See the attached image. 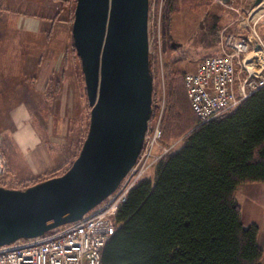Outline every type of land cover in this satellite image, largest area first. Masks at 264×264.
I'll return each mask as SVG.
<instances>
[{"label": "rangeland", "instance_id": "374dc122", "mask_svg": "<svg viewBox=\"0 0 264 264\" xmlns=\"http://www.w3.org/2000/svg\"><path fill=\"white\" fill-rule=\"evenodd\" d=\"M8 1L1 7L3 11L29 14L37 22L34 36L31 32H21L18 36L21 50L3 53L4 57L0 55L1 64L22 65L24 74L0 75V146L6 155L9 173L0 186L26 189L62 175L72 166L88 135L91 107L72 34L77 0H10V4ZM235 2L150 0V70L154 80L150 120L155 122L162 112L161 124L164 122L166 126L162 146L170 147L169 153L182 146L190 131L182 133L187 122L183 118L178 120L176 108H171L172 78L182 80L185 73L196 70L203 58L221 52L225 33L246 32L253 27L259 33L264 13L254 17L255 0ZM261 7L264 9V0ZM228 22H233L235 29H225ZM213 26L220 28L218 33L216 29L213 32ZM20 105L28 108L30 120L42 138L41 149L54 164L34 175L24 166L25 161L29 163V154L22 152L15 140L19 117L14 112ZM154 171L155 168L150 170L148 178L153 177ZM255 185L242 184L236 191V199L246 216L249 199L260 191ZM244 221L251 222L246 217ZM259 241L264 253V228Z\"/></svg>", "mask_w": 264, "mask_h": 264}, {"label": "trees", "instance_id": "16d2710c", "mask_svg": "<svg viewBox=\"0 0 264 264\" xmlns=\"http://www.w3.org/2000/svg\"><path fill=\"white\" fill-rule=\"evenodd\" d=\"M169 90L187 122L182 133L190 131L131 190L101 264H263L260 228L245 224L236 191L264 182V86L207 122L193 111L184 77Z\"/></svg>", "mask_w": 264, "mask_h": 264}, {"label": "water", "instance_id": "95a60500", "mask_svg": "<svg viewBox=\"0 0 264 264\" xmlns=\"http://www.w3.org/2000/svg\"><path fill=\"white\" fill-rule=\"evenodd\" d=\"M149 10L150 0H77L72 34L91 107L88 135L64 174L26 189L0 186V246L81 219L135 165L153 113Z\"/></svg>", "mask_w": 264, "mask_h": 264}, {"label": "built area", "instance_id": "2783aa9c", "mask_svg": "<svg viewBox=\"0 0 264 264\" xmlns=\"http://www.w3.org/2000/svg\"><path fill=\"white\" fill-rule=\"evenodd\" d=\"M184 83L201 122L235 109L264 86V39L254 27L238 34L225 33L222 51L203 58L196 70L185 74ZM161 119L162 112L155 122L149 121L135 165L109 196L77 221L0 246V264H101L104 248L117 230V215L131 190L169 154L170 147L162 146ZM7 167L0 146V183L9 174Z\"/></svg>", "mask_w": 264, "mask_h": 264}, {"label": "crops", "instance_id": "0c3cea01", "mask_svg": "<svg viewBox=\"0 0 264 264\" xmlns=\"http://www.w3.org/2000/svg\"><path fill=\"white\" fill-rule=\"evenodd\" d=\"M232 1L235 2V0ZM8 3L10 4V0ZM235 3L243 4V0H236ZM4 4H7L6 0H0V55L3 57V53L21 50V44L18 38L21 32H27L28 34L31 32L33 36L37 32V22L35 16L5 12L1 8ZM263 13L264 12L261 14ZM226 24L225 29H235L233 22H228ZM258 30L264 39V19L260 22ZM22 70V65L14 67L11 64L4 65L0 63V75L20 76L24 75L22 74ZM0 93H2V90H0ZM14 115L19 117V120H17V129L15 134L16 143L22 152H27V155L29 154V163L27 161L24 163L25 170H28L29 174L34 175L37 172H42L53 167V162L45 156L41 149L42 138L38 132V128L33 126L34 124L30 120L31 114L28 111V108L20 105L14 112ZM255 183L257 185V189H260V191L255 192V197L249 199L247 216L244 211L242 214L243 220L246 217L251 222L259 223L260 232H262L264 228V182ZM251 222H249V224Z\"/></svg>", "mask_w": 264, "mask_h": 264}, {"label": "bare ground", "instance_id": "6f19581e", "mask_svg": "<svg viewBox=\"0 0 264 264\" xmlns=\"http://www.w3.org/2000/svg\"><path fill=\"white\" fill-rule=\"evenodd\" d=\"M263 3V2H262ZM261 3V4H262ZM261 4L260 5H258L257 6V11L256 12H254V14H255V18H258L259 16H260V14L262 13V12H264V9H261L262 7H261ZM100 204V203H99ZM96 207V206H95ZM71 223V222H70ZM67 224V223H66ZM38 237V236H37Z\"/></svg>", "mask_w": 264, "mask_h": 264}]
</instances>
